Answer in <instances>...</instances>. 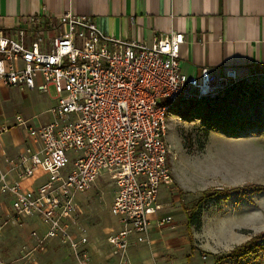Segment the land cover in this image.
Listing matches in <instances>:
<instances>
[{
    "label": "built area",
    "instance_id": "built-area-1",
    "mask_svg": "<svg viewBox=\"0 0 264 264\" xmlns=\"http://www.w3.org/2000/svg\"><path fill=\"white\" fill-rule=\"evenodd\" d=\"M184 44L176 32L156 36L150 46L110 38L91 17L69 11L53 17L43 10L0 30V89L55 94L49 123L16 116L0 130L24 129L28 140L0 168V195L13 211L0 232L37 219L45 230L30 232L33 251L57 241L76 264H92L79 196L105 178L115 190L110 213L119 226L105 238L109 259L136 264L130 248L150 244L152 223L159 230L173 226L158 202L161 188L173 185L166 140L171 108L220 103L242 81L234 68L213 75L203 67L198 77L187 76Z\"/></svg>",
    "mask_w": 264,
    "mask_h": 264
},
{
    "label": "rangeland",
    "instance_id": "rangeland-1",
    "mask_svg": "<svg viewBox=\"0 0 264 264\" xmlns=\"http://www.w3.org/2000/svg\"><path fill=\"white\" fill-rule=\"evenodd\" d=\"M237 88L243 90L241 98L227 96L224 100L227 102L220 105L204 101L180 103L171 108L166 137L170 146L168 162L176 185L182 190L173 181L164 202L170 206V209L165 206L169 213L178 210L181 215L175 216L174 220L178 222L172 227L165 228L166 240L157 245L156 257L146 246L131 248L136 262L264 264V251L238 261L227 258L216 262L235 247L264 232V191L250 187L264 188V74L257 73ZM54 95L52 89L49 94L1 90L0 130L2 125L11 124L16 116L31 120L34 125L47 124L52 119L48 110L55 104ZM20 131L22 135L26 132ZM6 133L0 131V136ZM114 191L113 185L104 178L97 180L93 189L81 196L80 225L92 244L96 242L95 248L105 246L102 255L107 257L110 256V248L105 245V238L119 227L110 213ZM213 191L221 194L212 196L199 206L202 195L208 196ZM190 217L193 221H200L199 228L190 225ZM5 241V237L0 236V249ZM32 247L25 245L20 255L5 257L16 260L15 264L20 261L23 264L76 263L70 255L68 257L67 249L58 245L54 244L44 257L37 254L46 251L45 246L37 251ZM100 260L105 263L103 258ZM110 260L112 264V259L107 261Z\"/></svg>",
    "mask_w": 264,
    "mask_h": 264
},
{
    "label": "crops",
    "instance_id": "crops-1",
    "mask_svg": "<svg viewBox=\"0 0 264 264\" xmlns=\"http://www.w3.org/2000/svg\"><path fill=\"white\" fill-rule=\"evenodd\" d=\"M43 10L53 17L68 11L91 17L104 35L127 42L137 41L147 46L152 44L156 36L182 33L185 44L180 50L181 69L189 77H198L203 67L209 68L213 75L220 74L226 68H234L241 82L257 73H264V0H0V30L12 28L18 20L40 14ZM237 87L228 94L229 98L234 95L241 98L242 89ZM10 130L12 132H8ZM10 130L5 132V136H0V168L28 144L26 132L22 135L20 128ZM173 181L176 185L174 178ZM176 186L181 189L178 184ZM168 191L165 187L160 190L158 202L162 211L159 214H170L175 224L178 222L174 220L175 216L181 214L178 210H172L171 213L167 210L170 206L164 200L168 197ZM80 199L82 202V197ZM12 216L9 199L0 195V222ZM34 230L43 235L45 228L39 220L32 218H25L20 224H10L4 228L0 232V236L6 239L0 249V264H15L16 260H9L5 255H18L23 246H33L30 232ZM164 235L166 229L159 230L153 222L149 233L150 244L142 246H146L156 257L157 245L166 240ZM54 244L66 249L59 242L52 241L45 245L46 251L37 255L44 257ZM91 245L93 264H98L96 261H100L99 264H111V260L107 261L109 257L102 255L104 245H101V249L95 248L96 242L92 244L91 241ZM131 248L132 262L142 263L132 258ZM96 256H99L98 260ZM102 258L105 263L100 260ZM18 263L23 264V261Z\"/></svg>",
    "mask_w": 264,
    "mask_h": 264
},
{
    "label": "trees",
    "instance_id": "trees-1",
    "mask_svg": "<svg viewBox=\"0 0 264 264\" xmlns=\"http://www.w3.org/2000/svg\"><path fill=\"white\" fill-rule=\"evenodd\" d=\"M242 92H243V90H242ZM222 102H227V101L222 100ZM222 102L217 103V105H220ZM250 187L254 188L256 191H259V192L260 191H264L263 187H258V186H250ZM229 191L233 192V191H238V190H229ZM220 194H221V192H217V191L211 192L208 196L206 194H203L202 195V199L203 200H200L199 206L203 202H205V201L207 202V200H209L212 196H217V195H220ZM193 218H195V216ZM189 222H190V225H192L194 227H197V228H199L200 225H201L199 220H194L193 221L192 217H190ZM260 241H263V243L260 244L259 243ZM258 251H264V232L259 234V235H257V236H255V237H253L252 239H250L249 241H247L243 245L235 247L227 256H223L222 258L217 259L216 262L219 263V262H221V261H223L224 259H227V258H231V259H234V260L238 261L239 259H241L242 257H245L247 255H250V254H254L255 255Z\"/></svg>",
    "mask_w": 264,
    "mask_h": 264
}]
</instances>
